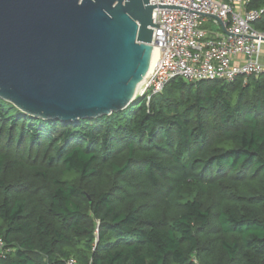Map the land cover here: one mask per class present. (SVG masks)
Wrapping results in <instances>:
<instances>
[{
    "label": "trees",
    "instance_id": "trees-1",
    "mask_svg": "<svg viewBox=\"0 0 264 264\" xmlns=\"http://www.w3.org/2000/svg\"><path fill=\"white\" fill-rule=\"evenodd\" d=\"M0 264H264V73L76 122L0 97Z\"/></svg>",
    "mask_w": 264,
    "mask_h": 264
},
{
    "label": "water",
    "instance_id": "water-1",
    "mask_svg": "<svg viewBox=\"0 0 264 264\" xmlns=\"http://www.w3.org/2000/svg\"><path fill=\"white\" fill-rule=\"evenodd\" d=\"M150 0H0V97L46 120L126 108L154 52Z\"/></svg>",
    "mask_w": 264,
    "mask_h": 264
},
{
    "label": "built area",
    "instance_id": "built-area-1",
    "mask_svg": "<svg viewBox=\"0 0 264 264\" xmlns=\"http://www.w3.org/2000/svg\"><path fill=\"white\" fill-rule=\"evenodd\" d=\"M249 0H150L151 44L157 49L152 69L140 93L148 104L176 77L196 82L264 73L260 59L264 32L253 23L264 8L246 6ZM216 28L208 29L204 22ZM72 263V260L69 261Z\"/></svg>",
    "mask_w": 264,
    "mask_h": 264
},
{
    "label": "crops",
    "instance_id": "crops-1",
    "mask_svg": "<svg viewBox=\"0 0 264 264\" xmlns=\"http://www.w3.org/2000/svg\"><path fill=\"white\" fill-rule=\"evenodd\" d=\"M214 24H212V22H204L203 23V26L204 27H206V28H208V29H214V28H216V26H213ZM253 26H254V23H253ZM261 61H262V63H264V57H263V59H261Z\"/></svg>",
    "mask_w": 264,
    "mask_h": 264
},
{
    "label": "bare ground",
    "instance_id": "bare-ground-1",
    "mask_svg": "<svg viewBox=\"0 0 264 264\" xmlns=\"http://www.w3.org/2000/svg\"><path fill=\"white\" fill-rule=\"evenodd\" d=\"M153 52H154V61H155V58H156V54H157V49L156 48H153ZM153 61V62H154ZM144 86H145V80L143 81V83L140 85V92H139V94L143 91V89H144ZM138 90V89H137ZM137 92V91H136Z\"/></svg>",
    "mask_w": 264,
    "mask_h": 264
},
{
    "label": "rangeland",
    "instance_id": "rangeland-1",
    "mask_svg": "<svg viewBox=\"0 0 264 264\" xmlns=\"http://www.w3.org/2000/svg\"><path fill=\"white\" fill-rule=\"evenodd\" d=\"M263 57H264V44L261 46V54H260V59H263ZM140 86H139V88H138V90H137V94L139 95V92H140Z\"/></svg>",
    "mask_w": 264,
    "mask_h": 264
}]
</instances>
